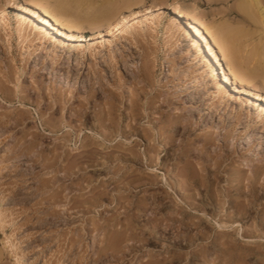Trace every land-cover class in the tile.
Listing matches in <instances>:
<instances>
[{
    "label": "rangeland",
    "instance_id": "obj_1",
    "mask_svg": "<svg viewBox=\"0 0 264 264\" xmlns=\"http://www.w3.org/2000/svg\"><path fill=\"white\" fill-rule=\"evenodd\" d=\"M86 1L66 6L88 38L94 23L81 19ZM23 3L0 0V264H264V106L257 121L255 107L241 99L213 98V79L201 61L187 62L193 46L184 45L183 58L176 57L178 31L168 29L173 6L210 28L239 1L141 0L133 9L119 3L131 18L159 9L144 18L136 14L138 21L119 38L112 35L111 44L85 42L80 52L50 42L53 53L45 54L17 28L16 8ZM239 21L232 26L252 29ZM107 22L99 23L103 31ZM254 33L246 38V54L257 55L253 64L261 66L264 33ZM120 49L128 71L107 64L103 70L89 53L111 62ZM93 62L102 68L105 88L84 95L82 80ZM252 84L264 96V74ZM107 89L117 94L120 111L111 120L121 135L104 129L110 120H98L102 106L115 101ZM135 91L137 119L130 116ZM217 133L212 145L205 141ZM217 143L224 161L216 181L208 175L209 191L184 181L186 168L205 163ZM197 185L203 202L192 195ZM216 221L232 226L220 229ZM9 237L18 245L10 246Z\"/></svg>",
    "mask_w": 264,
    "mask_h": 264
},
{
    "label": "bare ground",
    "instance_id": "obj_2",
    "mask_svg": "<svg viewBox=\"0 0 264 264\" xmlns=\"http://www.w3.org/2000/svg\"><path fill=\"white\" fill-rule=\"evenodd\" d=\"M23 1L24 3L22 7L20 9L16 8L17 13L21 17V18H17L18 19L17 28L22 35L24 36L31 35V40H38L39 45L35 48L39 50L38 52L39 54L40 52L43 51L45 54L48 50H50L51 46L49 47L47 45V43L50 42L52 43V45L55 44V46L57 47H63L64 45L67 46L69 45L70 46V47L68 46L69 48L79 49L80 52H83V49L85 50V48L87 47L86 46L85 48H83L84 46L83 43L86 44L85 42H87V44L100 42L101 45H104L105 42L104 40H106L107 42H109V44H111L113 42V39H111L112 35L114 37L119 38L120 35H122L124 32L128 33V31L132 28L133 22L136 21L138 18H140L139 16L144 18L146 16L154 14V12L159 9V8L158 9L146 8L144 10L142 9L143 12L142 11L133 12L132 14L135 13V15H133L131 18L130 17L131 15L127 16L126 13L123 12L122 8L120 9L118 7L119 3L120 5L122 4L123 2L122 0H119V2H117L116 0H87V1L85 0L87 2L86 3L87 10L85 11L81 19H84V17L86 18L88 17L89 18L88 22H90L91 20L92 23H94V25L92 24L94 28L91 27L93 31L91 29L92 31L91 34L88 36V38H86L82 35V32L84 31L83 25L81 24L82 22L78 21L77 19L78 16L73 17L72 14H70L72 10L68 11L69 9H67L66 6L67 0H23ZM237 1H239L237 7L235 9L232 8L228 10L227 13H225L226 14L225 16H223L224 14L222 15L223 17L221 16L220 18L213 19L211 22L213 26L209 25L211 26L210 28L205 24L202 25L201 24L202 22H199L198 19L194 17V15H190L188 17L184 14L183 11L173 6L172 7L173 17H171V19L169 20L168 29L171 34L173 33L171 32V29L173 27H175V30L178 31L177 39H179L180 42H177L175 44L172 43L173 45L172 49L173 52L176 53L175 55L176 57L183 58L184 52L182 51V49L183 47H185L184 45L187 44V48L188 46L191 48L193 46L194 48L193 50L190 48L191 51L193 52V55L191 54V56L187 58V62L191 64L192 60L196 58H198V61H201L203 70L205 71L206 75L208 76V78L213 79L214 89L210 92L212 97L218 98L219 96L222 97V94H225L227 99L228 98L241 99V101L246 106L255 107V111H256L255 116L258 119L257 121H259L260 118L258 117L262 113L259 105L261 104V106H264V96H262L258 92V90L255 89L253 85L254 83L252 84V82L255 79V77L258 76V74H264V63L262 62L261 66L259 64H256L259 67L253 64V58L255 61V56L257 55L254 56L251 55L252 54L251 53L250 55L252 57L249 58L250 55L246 54L249 53V50L247 52V48H249L248 43H250V41L248 42L246 38L248 36L251 38V35L255 34L254 32H259V34L264 33V4H263V0H237ZM139 3H141V0H124V3L121 6L123 7L126 6V8L128 9H133L132 7L140 5ZM126 8L124 10H128ZM136 14H138V18ZM26 19L29 22L28 24L26 23ZM238 19L242 21L241 23L244 24L246 28L250 27V29L251 28L252 29L248 31L247 29L242 28L243 26H237V27L232 26L234 21L237 22ZM104 20H108L107 22L108 26L106 31H103L102 30L103 27L101 28L100 27L101 25H99V23ZM257 26H260V28H258ZM195 30L201 33L202 40H198L196 39V37H194V32H196ZM247 39L249 40V38ZM246 42H248L247 43L248 45L246 44ZM88 47L90 46L88 45ZM91 50L89 51L90 55L94 56L95 60H98V62L96 63H99L100 67H102L103 70H106L105 69L106 65L104 64H107L113 68H115L114 66L118 65L117 67L123 68V70L125 71L129 70V66L127 64L128 61L127 54L124 52L123 49L117 50L119 51L117 53L115 52L116 50H114L115 53L113 54L114 55L113 58L115 60H111V62H109L108 60L103 62L98 56V52L92 53ZM220 50L221 52H223L227 60L230 61L229 63L231 64V67L229 69H231V72L228 71V69L225 67V64L223 62L224 60L221 58L220 55L221 53ZM50 52H52V49L50 50ZM49 53H47L48 56H50ZM244 55H246L247 58H245ZM59 56L60 54L56 55V58H58ZM52 62L55 63V58L54 61ZM96 63H94L93 65L90 64L92 68L91 70H93L91 76H85L82 80L85 89L83 92L84 95L86 94L88 95L89 93H92L93 96V94L96 93L98 88L100 89L105 88V84L103 82L104 76L100 74V70L102 68H97ZM11 67H15V66L12 65ZM232 76L235 82L232 81ZM107 90H109L110 93L113 94L115 98L117 94L113 93L114 91H111L110 89ZM137 92L135 94L132 93V96L129 97L130 98L129 101L131 103L130 116L135 118L139 114L136 113L134 110L135 108L138 107L139 92L138 93ZM116 98L115 101L114 100H112L111 102L108 101L110 103L114 101L112 105L109 103L110 104L109 106L108 104V109L105 108L104 110V106H102L103 111L101 109L99 113L101 117L99 116L100 118L98 120L101 119L100 120L101 122L105 119L110 120L111 123H109L108 121L109 124L106 123L103 125L102 123L104 129L106 131L108 130L111 133L115 132L116 133L115 135H121L124 131H122V129L118 127L119 125H115L117 123L114 124L112 123L113 118H115V116L117 117L120 111V109L117 108L120 106H118L119 104H116L118 99ZM234 121H236L234 123L238 124L240 120L237 117V119ZM105 130L103 131L106 132ZM235 135L236 133H232V136ZM206 137L207 138L205 139V141L208 140V143L212 145L211 143L215 142L216 138L218 137V133L216 134V137L211 136V139H209L208 136ZM227 140L228 139H226V141ZM216 145L218 149L213 148L214 150L213 151L211 150L212 154L210 155V158L207 160L205 159L206 160L205 163L207 164H205L204 162L197 161L196 164L192 165L194 166L193 167L194 170H192V168L191 170H189L188 168L191 167L189 165H188L189 167L187 166L188 168L185 167L186 170H188L186 171L187 173L185 174V176H183L184 174L181 173L183 178H185L184 181L186 180L189 181V179L190 180L193 179L192 183L194 185L195 182H197L200 186H204L206 190L209 191L208 186H210V182H209L210 178L208 175L212 174L213 175L212 180L216 181L219 178V174L222 170L221 165L224 161L221 153L218 154V152L221 151V150L219 151L221 146L218 145V143ZM215 157L217 158L213 159ZM153 161L154 159L152 156L146 157V164L147 163L148 165L152 164ZM209 167L211 168L209 169ZM190 171H192V173H190ZM163 179L164 182L168 185V180L165 175H163ZM200 186L197 185L195 187L196 189L194 191V194L192 195L193 196L198 195L201 198L200 202H203L204 199L202 197L203 195L200 193ZM205 198L206 199L210 198V204L213 205L214 209H221V203H219V201L218 203L217 202L215 203L214 199H211L212 197L207 192L205 194ZM241 210L242 212L247 211L246 207L242 208ZM0 211H2L1 207H0ZM0 214L2 213L0 212ZM215 224L220 229H229L232 226V224H227L218 221H216ZM8 241L11 244L10 246L18 245L17 241L11 237H9ZM22 255L23 254H21L20 257ZM19 260L20 262H23V258Z\"/></svg>",
    "mask_w": 264,
    "mask_h": 264
}]
</instances>
